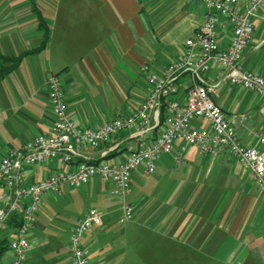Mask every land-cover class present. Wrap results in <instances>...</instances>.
<instances>
[{"label": "crops", "instance_id": "obj_1", "mask_svg": "<svg viewBox=\"0 0 264 264\" xmlns=\"http://www.w3.org/2000/svg\"><path fill=\"white\" fill-rule=\"evenodd\" d=\"M248 4L249 0H237L236 9L245 11ZM205 13L200 0H0V71L11 64L6 58L40 45L44 32L38 15L49 28L43 49L24 54L0 75V157L37 134L51 133L48 73L59 75L73 122L98 127L129 113L145 99L149 85L142 67L163 72L179 58L184 41L195 34ZM251 18L253 31L242 66L264 76V6ZM217 21V40L223 47L232 37V26L223 16H217ZM218 72L211 64L207 78L213 80ZM180 84L185 89L188 76ZM211 99L226 115L237 116L235 129L242 144L264 150L258 140L264 132L263 96L223 82ZM194 123L206 126L202 119ZM135 141L122 131L98 149L83 152L111 159L125 154ZM178 145L176 141L173 154L161 157L153 174H144L140 167L131 175L127 201L134 215L121 235L111 228L102 209L90 207L103 215L102 225L90 228L82 239L91 264H264V193L248 170L228 152L200 155L195 146L175 162ZM55 167L63 164L50 161L27 168L26 182L46 176ZM92 180L98 187L99 181H105L108 188L98 194L112 198L110 181L99 176ZM61 189L43 198L29 234L25 264H70V228L89 208L49 224L46 206L56 213L52 201L74 187ZM118 212L117 221L121 201ZM47 223L57 224L61 237L52 236ZM1 229L9 242L13 225ZM123 234L126 243L119 246ZM0 264H10L7 248Z\"/></svg>", "mask_w": 264, "mask_h": 264}, {"label": "built area", "instance_id": "obj_2", "mask_svg": "<svg viewBox=\"0 0 264 264\" xmlns=\"http://www.w3.org/2000/svg\"><path fill=\"white\" fill-rule=\"evenodd\" d=\"M206 13L195 34L184 41L178 59L169 62L163 72L150 71L146 66L148 94L129 113L106 121L98 127L80 126L67 112V103L56 73L46 75V86L53 122L50 134H37L19 148H10L0 157V228L12 221L13 233L7 244L10 264H25L29 234L36 215L44 205L46 194L61 193L62 186L79 188L96 176L110 181L109 194L121 201L119 223L133 218L134 207L127 201L131 175L142 167L151 175L162 156L173 154L181 162L189 146L198 154L228 152L247 169L251 179L264 193V150L241 143L236 133V115H226L211 99L223 82L254 90L264 97V76L242 66L244 49L253 31L252 14L264 0H249L245 11L236 9L237 0H200ZM232 26V37L226 46L217 40V16ZM214 64L219 69L213 80L207 78ZM188 76L189 84L181 87L180 79ZM202 119L206 126L194 122ZM122 131L135 138L125 154L110 158H93L85 148L98 149ZM264 144V132L258 135ZM54 161L63 164L38 180L26 182L27 168ZM103 223L102 213L85 210L70 228L68 250L70 264H91L89 251L82 244L86 232Z\"/></svg>", "mask_w": 264, "mask_h": 264}, {"label": "rangeland", "instance_id": "obj_3", "mask_svg": "<svg viewBox=\"0 0 264 264\" xmlns=\"http://www.w3.org/2000/svg\"><path fill=\"white\" fill-rule=\"evenodd\" d=\"M150 178V177H148ZM99 186H97V181L92 180L88 182L86 185H83L81 187V190H78L77 188L69 189L67 193L64 194V197L61 198L57 195L56 200H53L52 202L54 205H56L55 210L57 209V212L49 211L51 210V207H47L46 215L48 217L49 224L51 223V220L56 219H68L71 214L78 213L83 208H90V207H97L102 209L106 215L104 218L106 220H109V224H111V228L113 230H118L121 235V231L128 225V222L126 223H119L117 221V215H118V209L120 206V200L116 197L112 198H105L100 193L102 190L108 188V184L105 181H99ZM54 210V211H55ZM51 212V213H50ZM48 232H51L52 236L54 237H61L60 233H58L54 226H58L57 224L53 223L51 225H48ZM62 239L60 238L59 241ZM124 234L123 237L120 236L119 246H125L124 242ZM123 257L126 256V254H122Z\"/></svg>", "mask_w": 264, "mask_h": 264}, {"label": "trees", "instance_id": "obj_4", "mask_svg": "<svg viewBox=\"0 0 264 264\" xmlns=\"http://www.w3.org/2000/svg\"><path fill=\"white\" fill-rule=\"evenodd\" d=\"M38 20H39L38 25H39V27L41 29H43V32H44L43 39H42V42L40 43V45L38 47L30 50V51H25L23 54H21V55H19L17 57H14V58H6L7 61L8 60L11 61V64L8 67H3V69L0 71V75L4 74L6 71H8L11 66L16 65V63H18L21 60V58H22V56L24 54L29 53V52H33V51H38L40 49H43L46 46V44L48 42V39H49V28H48L47 24L45 23V21L41 18L40 15H38ZM14 219L15 218H13L11 220L13 221ZM12 221H9V223L11 225H14L12 223ZM0 232H2V229L1 228H0ZM1 234H0V256L2 255V253L4 252V250L7 248V243H8V235H6V234H2L1 235Z\"/></svg>", "mask_w": 264, "mask_h": 264}]
</instances>
